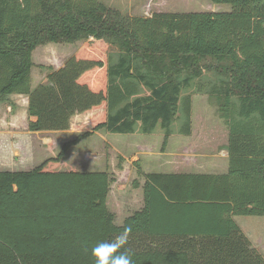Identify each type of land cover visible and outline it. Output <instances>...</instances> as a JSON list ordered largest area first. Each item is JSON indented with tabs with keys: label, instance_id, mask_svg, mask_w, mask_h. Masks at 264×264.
I'll return each instance as SVG.
<instances>
[{
	"label": "trees",
	"instance_id": "obj_1",
	"mask_svg": "<svg viewBox=\"0 0 264 264\" xmlns=\"http://www.w3.org/2000/svg\"><path fill=\"white\" fill-rule=\"evenodd\" d=\"M230 13L130 16L100 0H0V103L27 97V130L91 129L166 140L191 93L227 126L225 174H141L143 207L115 225L107 172H0V264H94L92 248L130 228L133 264H264L234 217H264V0H209ZM86 43L31 88L33 51ZM211 73V79L202 76ZM180 104V105H179Z\"/></svg>",
	"mask_w": 264,
	"mask_h": 264
},
{
	"label": "rangeland",
	"instance_id": "obj_2",
	"mask_svg": "<svg viewBox=\"0 0 264 264\" xmlns=\"http://www.w3.org/2000/svg\"><path fill=\"white\" fill-rule=\"evenodd\" d=\"M109 8L130 16L150 17L154 13H230L228 4H214L209 0H100ZM84 42L75 44H49L37 47L32 53L34 67L31 70V88L46 82L47 71L60 68L75 51L85 46ZM202 79H211L206 72ZM191 93L190 134L184 136V119L180 113L171 125V135L165 140L159 126L150 135L138 133L137 124L133 134H110L104 130L93 132L88 137L78 138L91 129L89 117L92 113L77 114L64 132L48 133L37 139L32 138L33 149L29 156V166L37 167L46 160L56 159L62 147L67 145L62 157L57 161L55 171L107 172L110 177L107 209L115 217V225L138 211L143 205L141 174L196 173L194 159L209 164L221 158V150L227 144V126L219 117L216 102L206 94H198L194 87ZM17 99V98H16ZM14 99V102L15 100ZM15 103L13 115L21 116L22 101ZM180 105V104H179ZM3 118L10 114L6 106H0ZM17 113V114H16ZM21 119L17 128L22 129ZM224 154V153H223ZM31 157V158H30ZM32 160V161H31ZM219 164L220 161H218ZM226 169L221 172L199 171L200 173L223 174L227 172L228 160L224 159ZM190 164V165H189ZM195 168V167H194ZM27 169V168H23ZM180 171V172H177ZM237 225L245 231L251 241L262 240L264 245V217H236ZM254 245L264 259V246Z\"/></svg>",
	"mask_w": 264,
	"mask_h": 264
},
{
	"label": "crops",
	"instance_id": "obj_3",
	"mask_svg": "<svg viewBox=\"0 0 264 264\" xmlns=\"http://www.w3.org/2000/svg\"><path fill=\"white\" fill-rule=\"evenodd\" d=\"M14 99H16L15 102H14ZM19 100L22 101L23 103L22 106H20L22 110V115L20 117L12 114L14 110H16V107L14 104L16 103L19 106V103H18ZM2 105H5L7 109L6 111L9 113L11 112V113L8 115H5V118H3L2 114H0V172L30 171L35 168V167L29 166V163H30L29 156H31V152L33 149V144L31 142V139L32 138L37 139L40 136L44 134H48V133H31L27 130L28 117H27V97L26 96L11 95L8 97V99L5 102L0 103V106ZM18 119L22 120V123H23L22 129L17 128ZM220 156L221 158H216L213 162H210L209 164H206L205 162L200 163L195 158L193 169L198 170L196 171V173L183 172V173H172V174H205V173H200L199 171H213L215 173L217 171L218 172L224 171L226 169L224 159L227 158V152L225 148L221 150ZM218 161H220L221 164H219ZM23 168H27V169H23ZM177 172H180V171H177ZM207 174H212V173H207ZM214 175H221V174H214ZM142 207L143 205L140 207V209ZM235 218L236 217H234L233 219L236 222ZM240 230L246 236L245 231L242 230L241 228ZM247 239L250 241L253 248H255L254 245L257 244L255 242H258V244L264 246L262 244V240L258 239L254 242V241H251V239L249 238Z\"/></svg>",
	"mask_w": 264,
	"mask_h": 264
},
{
	"label": "clouds",
	"instance_id": "obj_4",
	"mask_svg": "<svg viewBox=\"0 0 264 264\" xmlns=\"http://www.w3.org/2000/svg\"><path fill=\"white\" fill-rule=\"evenodd\" d=\"M130 232L124 228L112 240L97 243L91 250L94 264H133L132 253L126 248Z\"/></svg>",
	"mask_w": 264,
	"mask_h": 264
}]
</instances>
